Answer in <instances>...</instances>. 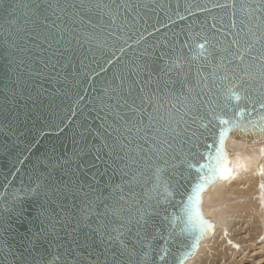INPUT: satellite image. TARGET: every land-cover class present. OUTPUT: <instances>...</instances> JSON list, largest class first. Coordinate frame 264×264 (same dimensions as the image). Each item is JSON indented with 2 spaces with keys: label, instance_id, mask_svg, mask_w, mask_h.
<instances>
[{
  "label": "water",
  "instance_id": "water-1",
  "mask_svg": "<svg viewBox=\"0 0 264 264\" xmlns=\"http://www.w3.org/2000/svg\"><path fill=\"white\" fill-rule=\"evenodd\" d=\"M85 2L91 5L90 10H84L86 16L96 21L103 18L96 29L74 15L80 0H0V264H16L12 255L5 260V254L21 248L22 242L27 244L28 237L34 243L29 260H39L46 250L62 253L73 246V240L84 242L85 234L92 235L98 219L101 223L109 219L98 215L106 211L105 204L123 206L125 215H135L143 206L145 191L156 181V169L166 167L153 152L140 148L156 147L153 130L160 128L158 139H163L168 135L164 126L180 116L189 123L182 122L177 131L184 127L190 131L177 138L175 152L169 149V157L180 154L176 160L169 159V164L191 162L193 182L198 175L196 168L204 163L207 145L213 144L214 152L222 131L223 148L228 136L250 142L264 138L260 130L264 127L260 69H252L256 80L247 74L249 65L255 63L252 57L264 49V23L249 19L258 0ZM12 4L28 7L15 11ZM37 4L39 9L34 7ZM66 5L77 7H65L63 12L57 7ZM238 50L244 54L243 61L238 58ZM144 63L159 73H154L150 86L145 85V74L137 77L133 72ZM160 69L164 71L160 73ZM118 76L124 77L122 94L129 104L135 100L143 108L142 113H136L139 135L133 128L129 136L124 128L131 125L116 116L120 112L131 117L128 109L113 108L106 120L97 116L101 108L109 111L105 103H112L109 97L115 95L112 88L120 84L115 79ZM157 79L161 88L164 81L176 83L170 85L168 93L160 92L153 98L149 88L155 90ZM137 80L139 83L133 84ZM244 82L247 84L242 87ZM129 87L133 88L131 95ZM141 87L150 100L144 105L140 104L144 95L139 92ZM150 115L155 119L150 121ZM221 120L235 123L221 124ZM108 125L119 127L133 143L121 149L123 136ZM193 132L191 144L183 143ZM105 141L114 149L112 156ZM85 146L89 153L82 159L95 167L86 168V176L77 175L79 169L69 161H75V154ZM96 149L102 156L99 162L92 156ZM81 183L84 187L75 199H60L54 193L46 196L51 188L64 189L65 184L71 188ZM181 198L177 193L175 207L168 208L170 219L179 215ZM21 204L26 212L18 216ZM212 233L213 227L200 240ZM174 235L171 251L178 258L177 264H183L198 247L185 256L181 242L190 244L191 239L181 236L179 229ZM94 239L98 241L99 237ZM118 244L116 241L114 247Z\"/></svg>",
  "mask_w": 264,
  "mask_h": 264
},
{
  "label": "snow or ice",
  "instance_id": "snow-or-ice-1",
  "mask_svg": "<svg viewBox=\"0 0 264 264\" xmlns=\"http://www.w3.org/2000/svg\"><path fill=\"white\" fill-rule=\"evenodd\" d=\"M11 7L15 11H19L21 7L27 8L28 5L12 4ZM34 7L39 9L40 5L37 4ZM48 7L51 8L52 5ZM57 7L63 12L65 7L76 8L77 6L66 5ZM127 7L131 8L132 6L128 5ZM119 8L120 5L117 4V11ZM90 9V4L86 3L85 0H80L79 8L74 15L80 18L81 23L87 24L92 29H96L102 25L103 18L101 17L99 21H96L91 16H86L84 10ZM5 11H7V9H5ZM258 13L264 14V0H258L256 7L252 10V15L249 17V19L255 18L264 23V17L258 15ZM44 20H47V16L44 17ZM52 23L55 24V21ZM257 27L259 28V25ZM234 43L236 42L234 41ZM199 48L203 49L204 45L200 44ZM251 48L252 45H247V50L249 52ZM120 51L123 52L124 49L121 47ZM238 58L241 59V61L244 59V54L240 53L239 50ZM252 60L255 63L249 65L247 74L251 79L256 80L257 77L252 69L258 66L260 69L259 86L264 89V49L261 50L259 56H253ZM108 63H112V61L109 60ZM101 71H104V69H101ZM163 71V69H160V73ZM133 72H135L137 77L145 74L146 86H150L153 83L154 73L157 76L159 75L156 69L148 63L139 65L136 69H133ZM115 79L119 80L120 84L112 88V92L115 93L114 96L109 97V101H112V103H105V107L108 108L109 111L105 112L104 108H101L97 116L102 120H106L107 117L112 114L113 108L128 109L132 113L131 117L121 115L120 112H116V116L119 120H123L125 125H131V127L126 126L124 128V131L127 132L129 136L132 135L133 128L136 129V134L139 135L141 129L137 127L136 124V113H142L143 108L136 105L135 100H133L132 104H129L128 99L122 94L124 77L118 76ZM136 83H139V81L133 82V84ZM175 83V81H164L163 88H161V83L159 79H157L155 81V90L149 88V91L152 92V96L155 98L160 92L168 93L170 85H174ZM246 84L247 82H244L241 86H246ZM105 91H107V89H105ZM127 91L128 94L131 95L133 88L129 87ZM139 92L144 94L140 96L141 105H144L146 101L150 102L144 87H141ZM236 99L238 100L240 97L237 96ZM161 107H163V104H161ZM175 107L176 104H172V108ZM157 111H159V109H157ZM101 113H103L102 117L100 115ZM185 115H187V113H185ZM148 119L152 121L155 118L150 115ZM262 119H264V117H262ZM182 122L184 125H188L189 123L185 120L184 116H180L178 120L166 124L164 126V131L167 132L168 135L164 136L163 139H158L161 129H154L152 140L156 147L150 149L140 148V151L153 152L157 159L163 160L166 167H158L156 169V181L153 183L151 189L145 191L146 198L143 201V206L136 209L135 215L131 213L125 215L126 209L123 206L105 204L104 207L106 211L98 215L109 217V219L105 220L103 223L98 219L96 222L97 226L91 229L92 235L85 234L84 242L81 243L77 240H73V246L66 247L62 253L59 251L46 250L41 253L39 260H36L35 257L29 260L28 257L32 256L31 249L34 247V243L32 237H28L27 244L22 242L21 248L14 250L10 249L9 253L5 254V260H7L8 255H12L16 264H177L178 258H175L174 253L171 251V245L176 242L174 233L177 229H179L181 236L191 239L190 244L181 242V247L185 249L183 254L185 256H190L198 247V241L212 229V225L203 218L200 210L201 192L209 183H212L216 179L227 178V176L231 174V170L227 167V155L223 148V137L225 134L223 131L220 134L219 145L215 147L214 152L212 151L213 144L207 145L208 151L203 154L204 163H200L198 168H196L198 175L194 182L192 181L189 171L194 167L191 162L181 160L180 164L170 165L169 159L176 160L179 158L180 154L177 153L169 157V149L175 152L174 143L177 138L184 136L190 131L189 127H184L182 131H177V128L181 126ZM194 122L195 117L193 118V123ZM140 123H143V121H140ZM173 123L176 127H172ZM229 123L234 124L235 122L221 120V124ZM103 127L104 125L102 123L101 128ZM108 128H111L112 131L120 133V135L123 136L119 127L113 128L112 125H108ZM260 130L264 132V127H261ZM105 132H108V129H105ZM108 135L111 136V132H108ZM129 136H123V140L119 142L121 149L133 143V140L129 139ZM193 137H195V132H193L187 140L183 141V143L191 144ZM145 144H147V138H145ZM105 147L110 149L108 155L112 156V151L114 150L112 146H109L105 141ZM88 153L89 148L85 146L81 151L75 154L77 157L75 161H69L70 164L75 163L76 168L79 169L77 175L83 173L86 176L87 172L84 170L86 168L95 167V165L88 160L82 159V157L87 156ZM92 156L95 157L97 162L101 161L102 156L100 149H96V151L92 153ZM115 159L123 161L124 157H116ZM132 162L135 163V160ZM105 163H107V161H105ZM124 175H128V173L125 172ZM83 187V183L79 185L73 184L71 188L65 184L64 189L59 187L51 188L49 193H46V196H51L54 193L56 196H59L60 199H67L70 196L75 199V194L79 193ZM88 187L91 190L90 184ZM181 189H183V191H181ZM177 193L182 197L179 201V215L172 216L170 219L169 217L171 214L168 212V208L175 207L173 200ZM84 195L87 196V193H84ZM185 195L186 198H184ZM120 199L123 200L124 198L120 197ZM126 203L127 201H125V204ZM57 207H61V205L57 203ZM25 212L26 209L23 207V204H21L17 215H23ZM87 217L88 213H85L84 219L87 220ZM113 223H115V227L111 226ZM79 226L80 224L78 221L77 227ZM88 227L91 228V225L89 224ZM113 233H116V235H113ZM69 235H71V233H69ZM94 236L99 237V240L97 241L94 239ZM125 236L127 239H124ZM116 241H119V244L114 247ZM161 242H163V246ZM56 247L59 248L60 246L57 245Z\"/></svg>",
  "mask_w": 264,
  "mask_h": 264
},
{
  "label": "bare ground",
  "instance_id": "bare-ground-1",
  "mask_svg": "<svg viewBox=\"0 0 264 264\" xmlns=\"http://www.w3.org/2000/svg\"><path fill=\"white\" fill-rule=\"evenodd\" d=\"M224 143L231 174L205 188L200 203L213 233L183 264H264V138Z\"/></svg>",
  "mask_w": 264,
  "mask_h": 264
}]
</instances>
